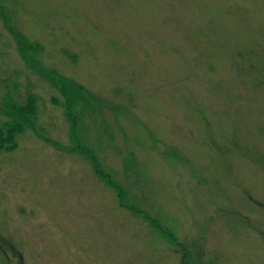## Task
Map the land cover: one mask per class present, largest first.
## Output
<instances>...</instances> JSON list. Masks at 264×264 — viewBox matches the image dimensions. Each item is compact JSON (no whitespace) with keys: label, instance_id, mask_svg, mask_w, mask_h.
Wrapping results in <instances>:
<instances>
[{"label":"rangeland","instance_id":"374dc122","mask_svg":"<svg viewBox=\"0 0 264 264\" xmlns=\"http://www.w3.org/2000/svg\"><path fill=\"white\" fill-rule=\"evenodd\" d=\"M13 104L0 264H264V0H0Z\"/></svg>","mask_w":264,"mask_h":264},{"label":"trees","instance_id":"16d2710c","mask_svg":"<svg viewBox=\"0 0 264 264\" xmlns=\"http://www.w3.org/2000/svg\"><path fill=\"white\" fill-rule=\"evenodd\" d=\"M10 110L12 111L11 115L13 117V121L10 124L5 123L3 126L0 127V131L2 132L0 137L5 134L6 136L8 135V139L13 138L18 130H21L26 124H29V116L31 114L27 108H22L21 106H16L14 104L11 106ZM0 140H2V142L6 141L5 139L1 138ZM13 147H15L14 141H12V144L7 143L5 145H1L0 149H9Z\"/></svg>","mask_w":264,"mask_h":264}]
</instances>
